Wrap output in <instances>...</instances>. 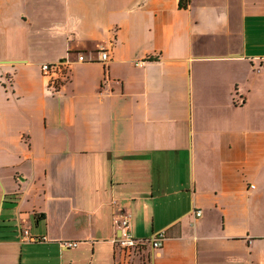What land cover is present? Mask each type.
Here are the masks:
<instances>
[{"label": "crops", "instance_id": "obj_1", "mask_svg": "<svg viewBox=\"0 0 264 264\" xmlns=\"http://www.w3.org/2000/svg\"><path fill=\"white\" fill-rule=\"evenodd\" d=\"M133 263L264 264V0H0V264Z\"/></svg>", "mask_w": 264, "mask_h": 264}, {"label": "built area", "instance_id": "obj_2", "mask_svg": "<svg viewBox=\"0 0 264 264\" xmlns=\"http://www.w3.org/2000/svg\"><path fill=\"white\" fill-rule=\"evenodd\" d=\"M184 1V0H180ZM187 2V0H185ZM77 59L80 62H106L109 59L108 50L105 48H99L97 51L91 52L89 55L79 52L77 54ZM144 61H138L137 65L143 64ZM63 67L60 62L57 63H44L42 65V72L45 76L49 78L50 84H54V79L59 77L62 73ZM254 187V186H253ZM202 214L201 210H196V215L200 216ZM117 226L121 232L118 239H116L115 243L122 248L124 251H132L133 249L141 248L147 244H150L153 248H161L164 245V241L167 238V233L165 230L159 231L155 233L148 240H138L134 237L132 233V225H131V214L128 212H124L119 214L116 219ZM25 238L29 242H40L45 241L46 237H33L30 235L29 230L24 231ZM68 247H76L78 242H68L66 243Z\"/></svg>", "mask_w": 264, "mask_h": 264}, {"label": "trees", "instance_id": "obj_3", "mask_svg": "<svg viewBox=\"0 0 264 264\" xmlns=\"http://www.w3.org/2000/svg\"><path fill=\"white\" fill-rule=\"evenodd\" d=\"M180 6L181 7H186L187 6V2L184 0V1H180Z\"/></svg>", "mask_w": 264, "mask_h": 264}, {"label": "water", "instance_id": "obj_4", "mask_svg": "<svg viewBox=\"0 0 264 264\" xmlns=\"http://www.w3.org/2000/svg\"><path fill=\"white\" fill-rule=\"evenodd\" d=\"M134 264V263H133Z\"/></svg>", "mask_w": 264, "mask_h": 264}]
</instances>
